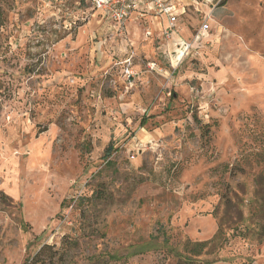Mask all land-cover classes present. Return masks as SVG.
I'll return each instance as SVG.
<instances>
[{"label": "rangeland", "instance_id": "obj_1", "mask_svg": "<svg viewBox=\"0 0 264 264\" xmlns=\"http://www.w3.org/2000/svg\"><path fill=\"white\" fill-rule=\"evenodd\" d=\"M174 1L176 40L90 0H0V264L44 244L175 264L161 227H221L210 264H264V0Z\"/></svg>", "mask_w": 264, "mask_h": 264}, {"label": "trees", "instance_id": "obj_2", "mask_svg": "<svg viewBox=\"0 0 264 264\" xmlns=\"http://www.w3.org/2000/svg\"><path fill=\"white\" fill-rule=\"evenodd\" d=\"M227 1L228 0H222L221 3L224 5ZM113 150L114 147L109 145L106 149L105 156H108ZM162 229V227L159 228V231H161L157 236L161 235L163 237V243L167 246L164 250L167 251L168 255L176 259L175 264H210L213 261L227 260L219 256L224 243L227 241L221 227H219L217 233L208 240H192L191 238H186L177 245H172L170 243V236ZM256 235L261 241L264 240V223L260 226ZM157 236L151 235L153 238H157ZM57 253L58 250L54 249L52 245L44 244L34 255L29 256L23 264H60L58 261L63 259V256H58ZM206 254H215L216 257L213 259H205L203 256ZM123 258L116 257V255L112 254H98L89 257V260L91 264H108L109 261H118Z\"/></svg>", "mask_w": 264, "mask_h": 264}, {"label": "built area", "instance_id": "obj_3", "mask_svg": "<svg viewBox=\"0 0 264 264\" xmlns=\"http://www.w3.org/2000/svg\"><path fill=\"white\" fill-rule=\"evenodd\" d=\"M92 9L110 19L120 32L126 29L127 23L134 17L145 16L149 11L156 15L166 16L168 25L163 33L170 37L178 31V4L168 0H90ZM190 44L187 45V48ZM155 66L156 64L153 63Z\"/></svg>", "mask_w": 264, "mask_h": 264}, {"label": "crops", "instance_id": "obj_4", "mask_svg": "<svg viewBox=\"0 0 264 264\" xmlns=\"http://www.w3.org/2000/svg\"><path fill=\"white\" fill-rule=\"evenodd\" d=\"M170 1L171 3H175L174 0H168ZM186 9L185 8H181L179 5H178V22H177V26H178V31H175L173 34H172V37L174 40L177 39V36H179V30L181 28V25H180V16L183 15L185 13ZM145 15H149V16H152L151 18H153L154 22L158 23V29H160L162 32H163V29L168 25V19L166 16H160V15H156L154 12L152 11H149L147 12ZM101 18H105L104 16H101ZM136 19V17H134L132 20ZM177 45H178V51L180 52L181 51V48L182 47H179L181 46V43L177 42Z\"/></svg>", "mask_w": 264, "mask_h": 264}]
</instances>
